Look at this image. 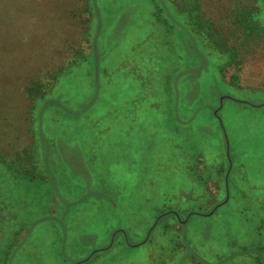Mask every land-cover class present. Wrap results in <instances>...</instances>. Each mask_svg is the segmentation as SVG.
I'll return each instance as SVG.
<instances>
[{"label":"rangeland","instance_id":"1","mask_svg":"<svg viewBox=\"0 0 264 264\" xmlns=\"http://www.w3.org/2000/svg\"><path fill=\"white\" fill-rule=\"evenodd\" d=\"M167 11L195 39L160 60L139 41H181ZM225 169L264 193V0H0V264H76L110 241L87 264H264L241 251L264 256L250 234L264 195L240 246L222 217L246 206L223 199ZM190 170L211 195L199 253L169 217L137 247L159 210L188 209Z\"/></svg>","mask_w":264,"mask_h":264},{"label":"trees","instance_id":"2","mask_svg":"<svg viewBox=\"0 0 264 264\" xmlns=\"http://www.w3.org/2000/svg\"><path fill=\"white\" fill-rule=\"evenodd\" d=\"M75 1H77V0H75ZM154 2H156L158 4V6L163 9V6H165L166 3L169 2V0H154ZM92 6L94 7L93 3H92ZM73 7H74V5H72V9H73ZM98 10H99V8H98ZM68 11L69 10H67V12H65V16L69 15V17L70 16L73 17L72 15H74V14L76 15V11L73 10L69 14H68ZM87 12L89 13L90 16H93L95 14L94 11L91 12L90 9ZM167 12H168L167 17L171 20H174V22H175V25L173 26L171 31H173L174 27L177 26L176 28L180 29L177 37L180 38L181 41L180 42L179 41L173 42V41L165 40L170 35V30L162 33L159 28H154V29L151 28L149 30L147 36L145 37V39L141 40L139 42L141 43L140 44L141 47H143L146 43H148V44L152 43L155 46V48H154L152 46L145 45V46H147V48H149L150 51L153 52V56L155 59H158L160 57V55L163 57L164 52H166L169 57L172 56V54L170 52L176 51V49L179 48V44H183V46L189 47L193 43V42L191 43V39H193L192 38L193 34L187 28V24L184 23L182 20L176 21V19L172 16L170 11H167ZM160 19L161 18L158 15L154 16V14H153V19L150 20V23L151 24L152 23L157 24V22L160 21ZM162 35L164 37H162ZM153 36H156L157 40L150 41V38ZM194 39H195V37H194ZM199 52L202 53L201 50H199ZM196 54H198L197 51H196ZM204 56L206 57L207 55H204ZM159 59L161 60V58H159ZM200 60H202V58H200ZM179 72L180 71H176L177 74ZM87 97H88V99L90 98V96H88V95H87ZM87 97L85 98V101L87 100ZM85 101H83V103H80L81 105H79V106L74 105V106H71V108H73L74 110H77L78 108L85 105V103H86ZM72 123H74L75 125H77L79 127L80 126L82 127V124H78V122L76 123L74 120H72ZM135 125L136 124H128L127 130H129V131L135 130V128H136ZM225 164H227V166L229 165L228 159H226ZM231 165L235 170L236 167L233 166L234 165L233 161H232ZM226 169H227V167H226ZM226 169L224 170L222 186H221V188H219V190L222 189V191H223V194L221 193L223 196V199H225V197L227 195H229V201L234 202L236 205L237 204L244 205L248 208L238 207L237 209L229 211L228 214H225V216H223L222 218L226 219V221L228 222V224H226L227 229L225 230V232L229 233V234H234V235L238 234V243L240 246H242L241 245V239H240L241 233L239 232V229L241 227V221H243L245 223L251 222V223L255 224V222L252 221V219H254L253 214H254V212H258V211L260 212L261 211L260 209H263L262 201L260 199L261 197H259V196L264 195V193L261 195H257L254 192V190H257L256 185L252 182L246 183L245 177H244L245 179L240 178L238 180V182H234L233 184H232L231 180L228 183L227 181H229V178L231 179V176L235 177V178H237V176H235L231 170V173H229V175L226 179V174H225ZM193 173L194 172H192V170L188 171V173H187V179L189 181L190 188H189V190L186 191V194L187 193L189 194L187 197L193 198L192 200L188 199V203H187L188 209H185V211L182 213L173 212L174 209H172V210L171 209L170 210L169 209L159 210V212L156 215H154L153 220L151 222V225L147 228V231H145V237L142 238L140 241H138L137 247L138 246H146L147 247L149 244L150 245L155 244L154 243L155 242L154 236H155V233L158 230H160L159 225L163 222V219H162L163 217L164 218L169 217V219L172 221V223L169 224L170 226H168V227L166 226L167 227L166 229L175 231L174 236H176V237L172 238V240L175 239L174 242L178 240V237H180L181 233H183L182 234L183 236L186 235L185 232L187 231L189 226L190 227L192 226V229H195L196 232H198L196 229V226L200 223H197V220L200 217L205 216L204 213L202 214L201 212H206L204 210H201L202 209V203L204 202L206 197L210 198L211 195H210V190L208 188V183L206 182V179H204V177L199 173L196 176H194L195 174H193ZM220 173H223L222 170L218 172V175H220ZM247 181L249 182L250 180L247 179ZM226 182H227V185H226ZM263 188H264V186H263ZM236 196L238 197L237 199H236ZM183 203H185L184 200H183ZM209 207H211V206H209ZM239 210H240V214L238 212ZM206 214H208V213L206 212ZM176 215L179 216L178 219H176ZM183 219H186V220L182 221ZM181 222H185V223L181 224ZM174 223L178 224L179 227L175 229ZM195 230H194V232H195ZM114 231H115V233H117V231H118V233H121L123 235V238L119 243L122 245L121 248L123 249V251L129 253V251L132 248H134V246H132V243L128 240V236L125 234L126 231L124 229H116ZM114 231L112 233H114ZM148 231H149V233H148ZM188 232H189V235H188V237H186L188 240V243H190V245L191 244L193 245V246L191 245V247H192V250L194 252L199 253V251L195 248V245L193 243V239H198L199 232L197 233L198 235L195 236L194 238L193 237L191 238V233H190V231H188ZM112 233H111V235H112ZM250 234L255 236V239H257V238L262 239V241L260 243H264V223L263 222L256 223V226L253 228V230H251ZM110 243H111V245H110ZM197 243L199 245H201L200 242L197 241ZM114 244H115V241H110L102 249L107 248L106 250H110V249L113 250L115 248ZM179 248H180L179 245L175 246V249L178 250ZM262 250H263V247H261V245H259V244H257V245L246 244L241 249L242 252L245 251V252L250 253L252 251L254 254H257L256 262H259L261 260L264 261V256L261 252ZM97 251H95V252H97ZM95 252H93V253H95Z\"/></svg>","mask_w":264,"mask_h":264},{"label":"crops","instance_id":"3","mask_svg":"<svg viewBox=\"0 0 264 264\" xmlns=\"http://www.w3.org/2000/svg\"><path fill=\"white\" fill-rule=\"evenodd\" d=\"M25 235V234H24ZM23 235V236H24ZM107 248H105V249H100V250H98L97 252H95V253H93V255L92 256H88L87 258H85V259H83V260H81V261H79V262H74V263H76V264H81V263H83V264H87L90 260H91V258H93V256L94 255H96L98 252H101V251H107L106 250Z\"/></svg>","mask_w":264,"mask_h":264}]
</instances>
